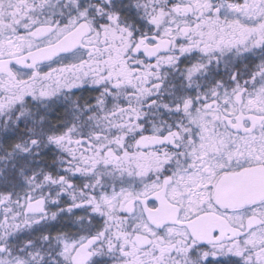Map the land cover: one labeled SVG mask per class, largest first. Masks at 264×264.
Masks as SVG:
<instances>
[{
	"label": "snow or ice",
	"instance_id": "6c2138e0",
	"mask_svg": "<svg viewBox=\"0 0 264 264\" xmlns=\"http://www.w3.org/2000/svg\"><path fill=\"white\" fill-rule=\"evenodd\" d=\"M0 264H264V0H0Z\"/></svg>",
	"mask_w": 264,
	"mask_h": 264
}]
</instances>
